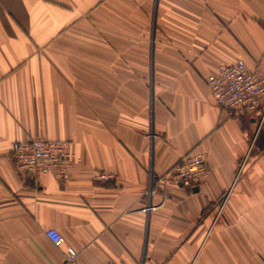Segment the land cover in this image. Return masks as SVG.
Instances as JSON below:
<instances>
[{
  "label": "crops",
  "instance_id": "0c3cea01",
  "mask_svg": "<svg viewBox=\"0 0 264 264\" xmlns=\"http://www.w3.org/2000/svg\"><path fill=\"white\" fill-rule=\"evenodd\" d=\"M238 60L264 76V0H0V264H64L49 229L78 264H264V116L207 84ZM38 137L68 181L18 173ZM192 151L208 178L162 183Z\"/></svg>",
  "mask_w": 264,
  "mask_h": 264
},
{
  "label": "built area",
  "instance_id": "2783aa9c",
  "mask_svg": "<svg viewBox=\"0 0 264 264\" xmlns=\"http://www.w3.org/2000/svg\"><path fill=\"white\" fill-rule=\"evenodd\" d=\"M207 84L217 105L237 115L262 112L264 116V76L250 71L243 60L232 64H218L215 71L207 77ZM12 157L17 171L23 177H38L51 174L60 181L69 179L75 157L68 141L52 140L38 137L14 143ZM208 169L203 154L192 151L184 155L179 163L165 173L160 181L178 187L193 189L208 178ZM112 175L98 172L95 179L109 181ZM153 176L151 177L148 195L152 197ZM152 205L147 207L151 211ZM47 236L56 247L65 246L64 264H78L77 251L65 245L63 236L55 229H49ZM112 264V263H107Z\"/></svg>",
  "mask_w": 264,
  "mask_h": 264
},
{
  "label": "water",
  "instance_id": "95a60500",
  "mask_svg": "<svg viewBox=\"0 0 264 264\" xmlns=\"http://www.w3.org/2000/svg\"><path fill=\"white\" fill-rule=\"evenodd\" d=\"M198 188H195V190H197Z\"/></svg>",
  "mask_w": 264,
  "mask_h": 264
}]
</instances>
